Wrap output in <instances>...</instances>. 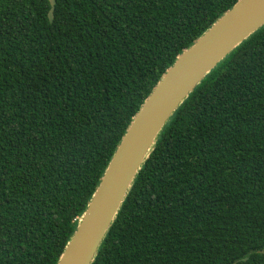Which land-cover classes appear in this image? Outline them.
Masks as SVG:
<instances>
[{"label": "trees", "instance_id": "trees-1", "mask_svg": "<svg viewBox=\"0 0 264 264\" xmlns=\"http://www.w3.org/2000/svg\"><path fill=\"white\" fill-rule=\"evenodd\" d=\"M239 0H0V264H58L123 137ZM92 264H264V26L157 137Z\"/></svg>", "mask_w": 264, "mask_h": 264}, {"label": "water", "instance_id": "water-1", "mask_svg": "<svg viewBox=\"0 0 264 264\" xmlns=\"http://www.w3.org/2000/svg\"><path fill=\"white\" fill-rule=\"evenodd\" d=\"M54 20L56 0H50ZM264 26V0H239L184 50L135 116L58 264H92L157 137L201 81Z\"/></svg>", "mask_w": 264, "mask_h": 264}]
</instances>
